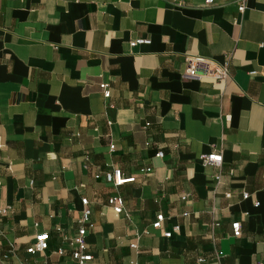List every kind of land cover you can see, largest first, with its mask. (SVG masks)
<instances>
[{"label": "crops", "instance_id": "obj_1", "mask_svg": "<svg viewBox=\"0 0 264 264\" xmlns=\"http://www.w3.org/2000/svg\"><path fill=\"white\" fill-rule=\"evenodd\" d=\"M0 209V264H75L84 209L85 264H264V0H0Z\"/></svg>", "mask_w": 264, "mask_h": 264}, {"label": "built area", "instance_id": "obj_2", "mask_svg": "<svg viewBox=\"0 0 264 264\" xmlns=\"http://www.w3.org/2000/svg\"><path fill=\"white\" fill-rule=\"evenodd\" d=\"M204 4L206 6H211L214 4V0H204ZM243 8H241L242 11ZM150 41L144 39H136L129 43L131 48L141 45H149ZM203 67V71L200 73L199 68ZM184 79H200V78H208L218 82L226 81L229 77V64L225 62L223 65H214L211 64L203 59H188L187 60V69L184 74ZM99 89L103 94L104 99H108L110 97V91L107 84H100ZM110 149H113L111 147ZM158 158H162L163 154L158 153L156 155ZM203 165H213L216 167H220L222 164V155L219 154H211L208 157L203 159ZM96 179L99 176L95 177ZM104 180L107 184L113 185V187L118 188L122 187L126 184L133 183L134 178H123L121 172L116 170L112 173H107L104 176ZM219 180V176L216 178ZM248 195H243V200H247ZM107 206H109L113 213L118 216L123 212L124 201L119 196L110 197L107 200ZM5 213L4 210L0 209V216ZM90 210L84 209L80 215L79 224L80 228L77 231V234L73 237L70 246H71V253L70 259L75 262V264H85L92 260V255L88 253L87 250V243H86V233H87V225L89 224L90 220ZM164 220L162 215H158L155 218V221L152 223L151 227L154 230L161 229V224ZM232 235L235 238L241 237V227L239 223H233L231 225ZM165 238H170V233H165L163 235ZM49 240L48 234L44 233L37 237H35V241L32 247L27 249L28 254H35L37 252H44L47 249V242ZM135 249V246L131 247ZM57 255L62 256L63 251L60 249L57 251ZM199 263H203V259L198 260Z\"/></svg>", "mask_w": 264, "mask_h": 264}]
</instances>
